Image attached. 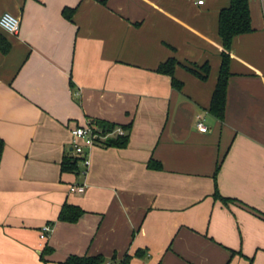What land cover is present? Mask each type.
Listing matches in <instances>:
<instances>
[{
	"label": "crops",
	"instance_id": "0c3cea01",
	"mask_svg": "<svg viewBox=\"0 0 264 264\" xmlns=\"http://www.w3.org/2000/svg\"><path fill=\"white\" fill-rule=\"evenodd\" d=\"M229 2L0 0L20 22L0 29V264H264V0H247L251 31L231 40L223 119L208 112ZM169 58L172 75L158 72ZM204 64V80L183 67ZM86 121L123 126L126 144L62 171ZM63 204L75 222L57 219Z\"/></svg>",
	"mask_w": 264,
	"mask_h": 264
},
{
	"label": "trees",
	"instance_id": "16d2710c",
	"mask_svg": "<svg viewBox=\"0 0 264 264\" xmlns=\"http://www.w3.org/2000/svg\"><path fill=\"white\" fill-rule=\"evenodd\" d=\"M71 12L72 10L67 8H64L62 10V14L68 19L71 17ZM217 31L222 46L220 53L221 61L217 80L213 92L211 94L208 112L216 119L222 120L226 99L227 79L229 77L228 64L231 40L235 35L251 31L249 7L247 0H230L229 5L219 11ZM8 48V42H6L0 36V51L2 53H5L7 52ZM176 64L177 62L175 59L169 58L157 67V71L160 73L172 75L173 68ZM183 67L201 80H204L206 78L208 72V66L206 64L201 66L199 71L192 67ZM171 84L175 88L180 87V83L174 78H171ZM96 123L102 129V132L111 130L112 128H114V126H116L115 124L108 122L97 121ZM121 127L123 128V126ZM126 141V135L115 136L106 139L104 141V144L106 146H123L126 144ZM2 149L3 141L0 138V157ZM60 167L62 171L76 172L78 170V161L76 158H73L71 156H65L60 163ZM214 195L217 196L224 204L228 201L227 198L220 197L216 192L214 193ZM81 213L82 211L79 208L68 204H63L59 211L57 219L65 222H75L79 218ZM129 259L130 256L128 255L123 256L118 261H114V256L110 260H108L100 254L93 256L69 255L62 262H58V264H127ZM112 261L113 263H111Z\"/></svg>",
	"mask_w": 264,
	"mask_h": 264
},
{
	"label": "built area",
	"instance_id": "2783aa9c",
	"mask_svg": "<svg viewBox=\"0 0 264 264\" xmlns=\"http://www.w3.org/2000/svg\"><path fill=\"white\" fill-rule=\"evenodd\" d=\"M203 0H197V4H202ZM19 19L9 12L0 14V29L8 34H17L19 31ZM195 127L199 132H205L207 126L203 123L200 117L196 118ZM70 132V156L76 158L80 165L79 173L85 174L90 160L89 149L96 144L104 143V141L113 136H123L125 134L121 126H114L111 130L102 132L101 128L91 125L86 121L82 125H75L69 130ZM69 192L82 193L85 190L83 184L70 185ZM51 232L50 224H44L39 229V239L45 240ZM109 264V263H106Z\"/></svg>",
	"mask_w": 264,
	"mask_h": 264
}]
</instances>
